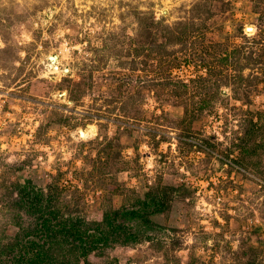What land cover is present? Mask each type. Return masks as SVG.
<instances>
[{
    "label": "rangeland",
    "instance_id": "1",
    "mask_svg": "<svg viewBox=\"0 0 264 264\" xmlns=\"http://www.w3.org/2000/svg\"><path fill=\"white\" fill-rule=\"evenodd\" d=\"M36 249L264 264V0H0V264Z\"/></svg>",
    "mask_w": 264,
    "mask_h": 264
},
{
    "label": "trees",
    "instance_id": "2",
    "mask_svg": "<svg viewBox=\"0 0 264 264\" xmlns=\"http://www.w3.org/2000/svg\"><path fill=\"white\" fill-rule=\"evenodd\" d=\"M45 223H46L45 228L48 230L51 229L50 225L47 222H45ZM61 230H63V231H61L63 233L68 232V235H72V236L75 235V238L80 241V245L83 246L84 255L87 254L85 252H88V250H89L88 245L90 244V242H92V244H93V242H103L105 240L104 235H99V236H97L96 234L86 235L87 233H85V231L81 232L78 228H75V226H73V227L72 226H70V227L63 226V228ZM84 234L86 236H84ZM64 240L66 241V239H64ZM34 252H36V254H34V256L30 257L27 260L26 264H56L54 262V258H52L53 256H51L50 253L46 249L45 250L39 249L38 251L36 249V251H34ZM60 263L61 264H68L69 262L67 263L64 260H61ZM87 264H90V263H87Z\"/></svg>",
    "mask_w": 264,
    "mask_h": 264
},
{
    "label": "bare ground",
    "instance_id": "3",
    "mask_svg": "<svg viewBox=\"0 0 264 264\" xmlns=\"http://www.w3.org/2000/svg\"><path fill=\"white\" fill-rule=\"evenodd\" d=\"M58 63H59V62H58ZM49 65H50V64H49ZM89 132H90V131H88V132H87V131H83V132H82V135L85 137Z\"/></svg>",
    "mask_w": 264,
    "mask_h": 264
}]
</instances>
